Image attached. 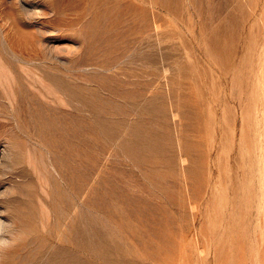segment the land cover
<instances>
[{
  "label": "rangeland",
  "instance_id": "1",
  "mask_svg": "<svg viewBox=\"0 0 264 264\" xmlns=\"http://www.w3.org/2000/svg\"><path fill=\"white\" fill-rule=\"evenodd\" d=\"M0 264H264V0H0Z\"/></svg>",
  "mask_w": 264,
  "mask_h": 264
},
{
  "label": "bare ground",
  "instance_id": "2",
  "mask_svg": "<svg viewBox=\"0 0 264 264\" xmlns=\"http://www.w3.org/2000/svg\"><path fill=\"white\" fill-rule=\"evenodd\" d=\"M72 255V254H71Z\"/></svg>",
  "mask_w": 264,
  "mask_h": 264
}]
</instances>
